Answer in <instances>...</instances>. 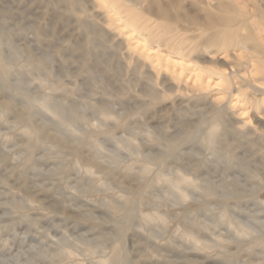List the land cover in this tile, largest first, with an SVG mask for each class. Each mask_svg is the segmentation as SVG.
Wrapping results in <instances>:
<instances>
[{
    "label": "rangeland",
    "instance_id": "rangeland-1",
    "mask_svg": "<svg viewBox=\"0 0 264 264\" xmlns=\"http://www.w3.org/2000/svg\"><path fill=\"white\" fill-rule=\"evenodd\" d=\"M0 264H264V0H0Z\"/></svg>",
    "mask_w": 264,
    "mask_h": 264
},
{
    "label": "bare ground",
    "instance_id": "bare-ground-1",
    "mask_svg": "<svg viewBox=\"0 0 264 264\" xmlns=\"http://www.w3.org/2000/svg\"><path fill=\"white\" fill-rule=\"evenodd\" d=\"M181 179H182V180H185V179H186V181H187V182H189V181H190V179H188V178H185V176H184V175H182Z\"/></svg>",
    "mask_w": 264,
    "mask_h": 264
}]
</instances>
